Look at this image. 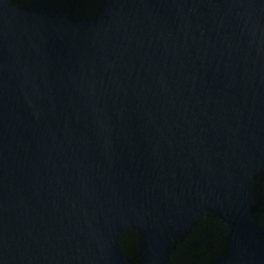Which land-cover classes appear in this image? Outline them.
Segmentation results:
<instances>
[{
	"label": "water",
	"instance_id": "obj_1",
	"mask_svg": "<svg viewBox=\"0 0 264 264\" xmlns=\"http://www.w3.org/2000/svg\"><path fill=\"white\" fill-rule=\"evenodd\" d=\"M0 264H264V0H0Z\"/></svg>",
	"mask_w": 264,
	"mask_h": 264
}]
</instances>
